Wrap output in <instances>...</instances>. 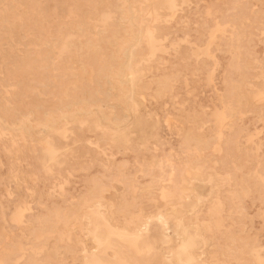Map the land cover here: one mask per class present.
Segmentation results:
<instances>
[{"label": "rangeland", "instance_id": "obj_1", "mask_svg": "<svg viewBox=\"0 0 264 264\" xmlns=\"http://www.w3.org/2000/svg\"><path fill=\"white\" fill-rule=\"evenodd\" d=\"M78 1L0 0V264H264V105L237 113L239 129L216 122L222 81L237 78L219 42L239 34L236 56L260 64L262 89L264 0H179L160 9L153 47L142 33L72 29Z\"/></svg>", "mask_w": 264, "mask_h": 264}, {"label": "bare ground", "instance_id": "obj_2", "mask_svg": "<svg viewBox=\"0 0 264 264\" xmlns=\"http://www.w3.org/2000/svg\"><path fill=\"white\" fill-rule=\"evenodd\" d=\"M80 1V0H79ZM78 1V2H79ZM82 1V0H81ZM77 3V2H76ZM179 4V0H83V3H82V6H83V9L84 10H82V13H81V16H83L82 17V20H83V22L80 24V23H75V17H74V19H73V21H72V23H71V25H70V27L72 28V29H77V30H81V31H86V32H104V33H119V32H124V33H128V34H135V33H142V34H144L146 37H147V39L145 40L146 42H148L149 43V46H152L153 45V43L155 42V40H156V36L157 35H159L161 32H163V29L161 28V26L159 25V24H157L158 23V21H159V19L161 18V16H160V9L162 8V9H166L167 11H169L171 14H174L175 13V10H176V6ZM264 4V3H263ZM77 7H78V9H79V5H77ZM102 7H105V10H101V8ZM264 8V7H263ZM33 9V8H32ZM107 9V10H106ZM35 10V9H34ZM68 11H69V9H68ZM72 11V10H71ZM55 12H56V10H55ZM70 12V11H69ZM262 12H264V9L262 10ZM73 13V12H72ZM75 16V15H74ZM78 16V15H77ZM73 17V16H72ZM27 19V18H26ZM99 21V25H97V24H93V23H91V22H93V21ZM47 22V21H46ZM220 24V23H219ZM229 23H227V25H228ZM216 25V24H215ZM1 27V26H0ZM28 27V26H27ZM234 27V26H233ZM232 27V28H233ZM32 28V27H31ZM212 28V27H211ZM50 30V29H49ZM4 31V30H3ZM24 31V28H23V30H22V32ZM28 31V30H27ZM27 31H25V34H26V32ZM30 32V31H29ZM4 33V32H3ZM28 33V32H27ZM237 33V32H236ZM30 34V33H29ZM68 34V33H67ZM127 34V35H128ZM226 34V33H225ZM70 35H71V33H70ZM92 35V34H91ZM136 35V34H135ZM232 35V34H231ZM23 36H25V35H23ZM72 36V35H71ZM83 36V35H82ZM97 36V35H96ZM75 38H77V36H74ZM123 37V36H122ZM125 37V36H124ZM128 37V36H127ZM132 37V36H131ZM238 37H239V34H237V35H233L232 36V38H230V40L229 41H226L225 43H220L219 42V44H225V45H227L228 46V49H229V51L232 53V58H231V73L230 74H235L236 76H237V78H233L231 75H230V77L229 78H224V80L222 81L223 83H224V91L226 92V97H223V96H220L219 97V100L222 102V105L224 104V101H225V98H226V103L224 104V109L223 110H225L223 113H222V111H221V113L222 114H218L217 116H216V122H217V124H218V127H221L223 124H228L229 126V129H239V127L236 125V123H235V116H236V114L237 113H240L242 110L243 111H246V110H252V109H254V108H256V107H262L264 104V69H262L261 71H260V74L258 75L259 77H261L262 79V89H253L252 88V81H251V79L254 77V76H256L255 74H254V72L252 71L253 69H254V67H256V66H260V64L259 65H253L250 61H245V62H241L240 61V59L238 58V55L236 56V53H237V51H238V49H239V47H238V45H235L236 43H237V40H238ZM8 39V43H9V45H10V50H14V48H16V42H17V38H14L11 34L7 37ZM79 38V37H78ZM84 38H85V36H84ZM83 38V39H84ZM95 38V37H94ZM184 38H185V36H184ZM29 41H27L28 42V44H30V45H32V48H33V50L34 51H37L38 49H37V46H38V36H33V37H29V38H27ZM71 39V38H70ZM73 39V38H72ZM96 40H97V38H95ZM123 39V38H122ZM182 39V38H181ZM22 40V39H21ZM64 40V39H63ZM68 40V39H67ZM66 40V41H67ZM80 40H82V39H80ZM65 41V40H64ZM65 41V42H66ZM95 41V40H94ZM123 41V40H122ZM185 41V40H184ZM207 41H208V39H207ZM182 42V41H181ZM210 42V41H209ZM43 43H44V41H43ZM122 43H124V42H122ZM206 43V42H205ZM19 44V46L21 45V43H18ZM42 44V43H41ZM49 44V43H48ZM68 44V43H67ZM176 44V43H175ZM215 44V43H214ZM62 45V44H61ZM104 45V44H103ZM123 45V44H122ZM125 45V44H124ZM173 45V44H172ZM209 45V44H208ZM212 45V44H211ZM42 46V45H41ZM155 46V45H154ZM162 46V45H161ZM171 46V45H170ZM196 46V45H195ZM39 47V46H38ZM74 47V46H73ZM119 47V46H118ZM153 47V46H152ZM158 47V46H157ZM159 47H160V45H159ZM173 47V46H172ZM174 47H175V45H174ZM198 47V46H197ZM62 48V47H61ZM60 48V49H61ZM69 48V47H68ZM83 48V47H82ZM86 48V47H85ZM85 48H83V49H85ZM91 48H94V47H91ZM90 48V49H91ZM127 48V47H126ZM125 48V49H126ZM162 48V47H161ZM170 48V47H169ZM199 48V47H198ZM75 49V48H74ZM89 49V48H88ZM159 49V48H158ZM200 49V48H199ZM40 50V49H39ZM71 50V49H70ZM69 50V51H70ZM76 50V49H75ZM75 50H74V52H75ZM95 50V49H94ZM93 50V51H94ZM101 50V49H100ZM128 50H129V46H128ZM135 50V49H134ZM157 50V49H156ZM210 50V49H209ZM58 51H59V49H58ZM77 51V50H76ZM85 51H86V49H85ZM103 51V50H102ZM126 51V50H125ZM19 52H21L20 50L18 51V53ZM63 52V51H62ZM66 52V51H65ZM73 52V53H74ZM86 52H88V51H86ZM164 52H166V50H164ZM167 52H168V50H167ZM174 52V51H173ZM200 52V51H199ZM38 53V52H37ZM59 53V52H58ZM19 54H21V53H19ZM18 54V55H19ZM38 54H41V53H38ZM43 54V53H42ZM71 54V53H70ZM124 54V53H123ZM201 54V53H200ZM208 54V53H207ZM35 55V54H34ZM37 55V54H36ZM45 55V54H44ZM58 55V54H57ZM76 55V54H75ZM74 55V56H75ZM98 55V54H97ZM96 55V56H97ZM217 55V54H216ZM39 56V55H38ZM56 56V55H55ZM60 56H62V55H60ZM77 56V55H76ZM99 56V55H98ZM127 56V55H126ZM200 57L202 56V54L201 55H199ZM132 57V55L129 57V58H131ZM31 58V57H30ZM77 58V57H76ZM82 58V57H81ZM80 58V59H81ZM101 58V57H100ZM128 58V59H129ZM217 58V57H216ZM19 59V58H18ZM102 59V58H101ZM133 59H134V57H133ZM256 59V58H255ZM25 60H27V58L25 59ZM163 60H165V59H163ZM258 60V59H257ZM18 61V60H17ZM32 61V60H31ZM36 61V60H35ZM37 61H38V57H37ZM135 62H137V60H134ZM26 62V61H25ZM135 62H132V63H135ZM141 62V61H140ZM256 62V61H255ZM14 63V62H13ZM18 62H16L15 64H17ZM31 63V62H30ZM29 63V64H30ZM47 63V62H46ZM138 63V62H137ZM142 63V62H141ZM12 64V63H11ZM26 64V63H25ZM39 64H40V62H39ZM136 64V63H135ZM43 65H44V63H43ZM122 65V64H121ZM12 66V65H11ZM30 66H31V64H30ZM209 66V65H208ZM216 66V65H215ZM214 66V67H215ZM21 68H22V66H20ZM37 67V66H36ZM88 67V66H87ZM86 67V68H87ZM127 67H131L130 66V64H128L127 65ZM138 67V66H137ZM14 68V67H13ZM85 68V67H84ZM88 68H90V67H88ZM87 68V69H88ZM100 68H104V66L103 65H101L100 66ZM140 68V67H139ZM138 68V69H139ZM213 68V67H212ZM74 69V68H73ZM92 69V68H91ZM143 69V68H142ZM11 70V69H10ZM34 70V69H33ZM123 70V69H122ZM213 70V69H212ZM75 71H77L78 72V70H75ZM90 71V70H89ZM92 71V70H91ZM130 71H132L131 69H130ZM141 71V70H140ZM36 72H37V70H36ZM54 72V71H53ZM82 72V71H81ZM87 72V71H86ZM142 72V71H141ZM215 72V71H214ZM224 71H222V74H224L223 73ZM7 73H9V72H7ZM7 73H6V75H7ZM26 74H27V72H25ZM91 73V72H90ZM100 73V72H99ZM130 73V72H129ZM139 73V72H138ZM14 74V73H13ZM16 74V73H15ZM14 74V75H15ZM19 74H20V72H19ZM25 74V75H26ZM84 74V73H83ZM9 75H10V73H9ZM8 75V76H9ZM17 75V74H16ZM31 75V74H30ZM66 75V74H65ZM91 75H92V73H91ZM117 76L118 75H120V73H117L116 74ZM115 75V76H116ZM33 76V75H32ZM81 76V75H80ZM86 76V75H85ZM84 76V77H85ZM123 76V75H122ZM121 76V77H122ZM207 76V75H206ZM16 77V76H15ZM133 77V76H132ZM6 78V77H5ZM20 78V77H19ZM19 78H17V80H19ZM53 78V77H52ZM72 78V77H71ZM75 78V77H74ZM92 78V77H91ZM126 78V77H125ZM29 79V78H28ZM70 79V78H69ZM83 79V78H82ZM27 80V79H26ZM78 80V79H77ZM91 80V79H90ZM106 80V79H105ZM24 81V80H23ZM80 81H82L81 79H80ZM79 81V82H80ZM88 81V80H87ZM45 82V81H44ZM78 82V81H77ZM83 82V81H82ZM74 83V82H73ZM73 83H71V84H73ZM150 83V82H149ZM213 83V82H212ZM92 84V83H91ZM65 85H66V83H65ZM75 85V84H74ZM73 85V86H74ZM120 85V84H119ZM152 85V84H151ZM13 86V85H12ZM26 86V85H25ZM33 86V85H32ZM68 86H70V85H68ZM67 86V87H68ZM106 86V85H105ZM215 86V85H214ZM9 87V86H8ZM13 87H16V86H13ZM13 87H12V89H13ZM30 87V86H29ZM28 87V88H29ZM37 87V86H36ZM75 87V86H74ZM17 88V87H16ZM38 88V87H37ZM7 89H5V91H6ZM16 90V89H15ZM29 90V89H28ZM59 90H62V89H59ZM34 91V90H33ZM35 91H37V89L35 90ZM57 91V90H56ZM64 91V90H63ZM28 92V91H27ZM31 92V91H30ZM38 92V91H37ZM123 92V91H122ZM129 92V91H128ZM221 92V91H220ZM56 93V92H55ZM60 93V92H59ZM63 93H65V92H63ZM25 94H26V92H25ZM129 94V93H128ZM31 95H33V93L31 94ZM44 95V94H43ZM67 96V95H66ZM31 97V96H30ZM46 97V96H45ZM58 97V96H57ZM72 97V96H71ZM140 97H142V95L140 96ZM212 97V96H211ZM56 98V97H55ZM66 98V97H65ZM6 100V99H5ZM34 100V99H33ZM46 100V99H45ZM40 101V100H39ZM212 102V101H211ZM6 104H7V102H5ZM17 103V102H16ZM20 103V102H19ZM259 103V104H258ZM21 104V103H20ZM24 104V103H23ZM213 104V103H212ZM110 106V105H109ZM183 106V105H182ZM216 106V105H215ZM25 107H27V106H25ZM133 107V106H132ZM137 107V106H136ZM138 108V107H137ZM208 108V107H207ZM221 108H223V107H221ZM25 109V108H24ZM209 109V108H208ZM217 109H218V107H217ZM219 110V109H218ZM220 111V110H219ZM88 112V111H87ZM99 112H100V109H99ZM193 112V111H192ZM250 112V111H249ZM135 113V112H134ZM211 113H213V112H211ZM243 114V113H242ZM248 114V113H247ZM199 115V114H198ZM239 115V114H238ZM245 114H243V116H244ZM211 116V115H210ZM62 117V116H61ZM92 117H93V115H92ZM148 117V116H147ZM170 117V116H169ZM215 118V117H214ZM168 119V118H167ZM165 120V119H164ZM175 120V119H174ZM165 121H167V120H165ZM164 121V122H165ZM167 122H169V121H167ZM166 122V123H167ZM193 122V121H192ZM52 120H49V121H47V125H49V127L51 126V128L50 129H54V127L52 126ZM75 123V122H74ZM127 122H125V124H126ZM208 123V122H207ZM68 125H69V123H67ZM84 124V123H83ZM18 125V124H17ZM80 126H81V124H80ZM117 126V125H116ZM205 126V125H204ZM120 127V126H119ZM121 127H122V125H121ZM216 127H217V125H216ZM261 127V126H260ZM31 127L30 126H25L24 128L22 127V129H25V131L28 133L29 132V130L28 129H30ZM65 128H66V126H65ZM96 128V127H95ZM162 128V127H161ZM63 129H64V127H63ZM220 129V128H219ZM225 129H226V125H225ZM59 131H61L60 129H58ZM58 130H57V132H58ZM66 130V129H65ZM64 130V131H65ZM257 130V129H256ZM262 130V129H261ZM217 131V130H216ZM230 131V130H229ZM157 132H159V131H157ZM222 134H223V132L222 131H220ZM62 133V132H61ZM65 133H66V131H65ZM90 133V132H89ZM256 133V132H255ZM259 133V132H258ZM261 133V132H260ZM72 133H70V135H71ZM91 134V133H90ZM160 134V133H159ZM158 134V135H159ZM65 134H63V139H64V136ZM155 135V134H154ZM215 135H217V134H215ZM220 135V134H219ZM230 135V134H229ZM156 136H157V134H156ZM224 136H225V134H224ZM253 136V135H252ZM53 137V136H52ZM68 137H70V136H68ZM219 137V136H218ZM222 137V136H221ZM226 137V136H225ZM224 137V138H225ZM54 138V137H53ZM66 138V137H65ZM92 139H93V137H91ZM204 138V137H203ZM237 138H238V136H237ZM248 138V137H247ZM251 138V137H250ZM69 139V138H68ZM67 139V140H68ZM74 139V138H73ZM126 139V138H125ZM239 139V138H238ZM90 140V139H89ZM249 140V139H248ZM76 141V140H75ZM128 142V141H127ZM66 143V142H65ZM95 143V142H94ZM126 143V142H125ZM201 143V142H200ZM219 143V142H218ZM241 143V142H240ZM247 143V142H246ZM54 144V143H53ZM91 144V143H90ZM89 144V145H90ZM96 144V143H95ZM130 144H131V142H130ZM215 144V143H214ZM220 144V143H219ZM237 144H239V143H237ZM66 145V144H65ZM132 145V144H131ZM154 145V144H153ZM156 145V144H155ZM218 145V144H217ZM222 145V144H221ZM54 146H56L55 144H54ZM92 146V145H91ZM126 146V145H125ZM125 146H124V149H125ZM219 146V145H218ZM239 146V145H238ZM109 147V146H108ZM216 147V146H215ZM191 148V147H190ZM193 148H195V146L193 147ZM214 148V147H213ZM222 148H223V146H222ZM72 149V148H71ZM99 150H100V148H98ZM188 149V148H187ZM224 149V148H223ZM186 150V149H185ZM214 150V149H213ZM222 150V149H221ZM226 150H227V148H226ZM60 151V150H59ZM125 151V150H124ZM157 151V150H156ZM191 151V150H190ZM203 151V150H202ZM254 151V150H253ZM74 152V151H73ZM188 152H189V150H188ZM187 152V153H188ZM195 152V151H194ZM196 152H197V150H196ZM99 153V152H98ZM100 153H101V151H100ZM104 153V152H103ZM171 153V152H170ZM247 153V152H246ZM183 154V153H182ZM190 154V153H189ZM201 154V153H200ZM200 154H199V156H200ZM111 155H112V153H111ZM71 156V155H70ZM114 156V155H113ZM173 156V155H172ZM76 158V157H75ZM112 158V157H111ZM161 158V157H160ZM164 158V157H163ZM167 158V157H166ZM174 158V157H173ZM177 158H178V156H177ZM192 158V157H191ZM208 158V157H207ZM73 159V158H72ZM168 159V158H167ZM190 159V158H189ZM143 160V159H142ZM166 161V160H165ZM168 161V160H167ZM173 161V160H172ZM172 161H170V162H172ZM246 161V160H245ZM256 161V160H255ZM66 162V161H65ZM84 162V161H83ZM160 162H162V160H160ZM159 162V163H160ZM181 162V161H180ZM254 162V161H253ZM46 163V162H45ZM53 163V162H52ZM102 163V162H101ZM136 163V162H135ZM165 163V162H164ZM167 163V162H166ZM62 164V163H61ZM105 164V163H104ZM103 164V165H104ZM163 164V163H162ZM170 164V163H169ZM228 164V163H227ZM236 164V163H235ZM35 165V164H34ZM54 165V164H53ZM120 165V164H119ZM141 165H142V163H141ZM161 165V164H160ZM176 165V164H175ZM257 165H259V163L257 164ZM60 166V165H59ZM110 166V165H109ZM151 167H152V165H150ZM157 166V165H156ZM179 166V165H178ZM111 167V166H110ZM49 168H51V167H49ZM53 168V167H52ZM112 168V167H111ZM120 168V167H119ZM121 168H123L122 166H121ZM166 168V167H165ZM255 168V167H254ZM58 169V168H57ZM57 169H54V170H57ZM108 169V168H107ZM126 169V168H125ZM125 169H123V171H125ZM161 169V168H160ZM236 169V168H235ZM256 169V168H255ZM254 169V170H255ZM12 170V169H11ZM49 170V169H48ZM52 170V169H51ZM80 170V169H79ZM88 170H89V168H88ZM114 170H118V169H114ZM140 170H141V168H140ZM162 170V169H161ZM167 170V169H166ZM175 170V169H174ZM174 170H173V172H174ZM50 171V170H49ZM53 171V170H52ZM58 171H59V169H58ZM119 171V170H118ZM163 171V170H162ZM252 171V170H251ZM256 171H257V169H256ZM57 172V171H56ZM87 172V171H86ZM111 172H112V170H111ZM122 172V171H121ZM172 172V171H171ZM115 173V172H114ZM126 173V172H125ZM164 173V172H163ZM168 173V172H167ZM185 173H188L189 174V170H188V172H185ZM251 173V172H250ZM258 173V172H257ZM35 174V173H34ZM33 174V175H34ZM146 174V173H145ZM169 174V173H168ZM171 174V173H170ZM177 174V173H176ZM187 174V175H188ZM136 175V174H135ZM134 175V176H135ZM162 175V174H161ZM173 176H174V174H172ZM122 176V175H121ZM149 176V175H148ZM52 177V176H51ZM74 177V176H73ZM119 177V176H118ZM153 177V176H152ZM210 177V176H209ZM263 177V175L261 176V178ZM256 178H258V177H256ZM94 179V178H93ZM170 179V178H169ZM180 179V178H179ZM193 180V179H192ZM201 180V179H200ZM96 181V180H95ZM99 181V180H98ZM105 181V180H104ZM172 181V180H171ZM264 181V180H263ZM131 182V181H130ZM133 182V181H132ZM150 182V181H149ZM165 182H168V181H165ZM242 182H244V181H242ZM60 183H62L61 181H60ZM69 183V182H68ZM97 183V182H96ZM99 183V182H98ZM158 183H159V181H158ZM174 183V182H173ZM179 183V182H178ZM246 183V182H245ZM48 184V183H47ZM64 184H65V182H64ZM106 185H108L109 184V182L107 183H105ZM133 185V184H132ZM61 186V185H60ZM98 186V185H97ZM104 186V185H103ZM171 186V185H170ZM247 187H248V185H247ZM62 188V187H61ZM64 188V187H63ZM89 188V187H88ZM249 188V187H248ZM30 189V188H29ZM147 189V188H146ZM88 190V189H87ZM102 190V189H101ZM100 190V191H101ZM104 190V189H103ZM141 190V189H140ZM161 190V189H160ZM159 190V191H160ZM165 190H167V188L165 189ZM7 191H9V190H7ZM21 191V190H20ZM29 191V190H28ZM63 191V190H62ZM97 191V190H96ZM99 191V192H100ZM134 191V190H133ZM162 191H163V187H162ZM250 191V190H249ZM94 192H95V190H94ZM244 192V191H243ZM48 193H50L49 191H48ZM83 193V192H82ZM163 193V192H162ZM164 194V193H163ZM212 194V193H211ZM238 194V193H237ZM53 195V194H52ZM161 195V194H160ZM159 195V196H160ZM263 195V194H262ZM29 196V195H28ZM49 196H51V195H49ZM162 196V195H161ZM164 196V195H163ZM211 196V195H210ZM264 196V195H263ZM33 198V197H32ZM212 198H214V197H212ZM35 199H37V198H35ZM34 199V200H35ZM72 199V198H71ZM74 199H75V197H74ZM83 200H84V198H83ZM171 200V199H170ZM76 201V200H75ZM79 201V200H78ZM208 201H210V200H208ZM220 201V200H219ZM167 202H168V200H167ZM188 202V201H187ZM194 202V201H193ZM19 203V202H18ZM74 203V202H73ZM85 203V202H84ZM170 204V203H169ZM172 204V203H171ZM75 205V204H74ZM82 206V205H81ZM19 207V206H18ZM56 207V206H55ZM62 207V206H61ZM77 207V206H76ZM157 207V206H156ZM155 207V208H156ZM168 207V206H167ZM14 208V207H13ZM15 208H17V207H15ZM14 208V209H15ZM26 208V207H25ZM24 209V208H23ZM257 209H258V207H257ZM263 209V208H262ZM212 210H214V208L212 209ZM242 210V209H241ZM17 211V210H16ZM25 211V210H24ZM84 211V210H83ZM141 211V210H140ZM237 211V210H236ZM261 211V210H260ZM263 211H264V209H263ZM41 212V211H40ZM72 212V211H71ZM161 212V211H160ZM159 212V213H160ZM168 212V211H167ZM12 213V212H11ZM17 213V212H16ZM20 213V212H19ZM169 213V212H168ZM263 213V212H262ZM21 214H23V213H21ZM151 214V213H150ZM155 214V213H154ZM167 214V213H166ZM208 214V213H207ZM218 214V213H217ZM3 215V214H2ZM17 215V214H16ZM214 215V214H213ZM248 215H251V214H248ZM260 215H262V214H260ZM40 216V215H39ZM148 216V215H147ZM146 216V217H147ZM150 216V215H149ZM148 216V217H149ZM151 216L153 217V215L151 214ZM155 216V215H154ZM157 216H158V213H157ZM211 216V215H210ZM263 216V215H262ZM18 217V216H17ZM22 217V216H21ZM102 217V216H101ZM101 217L99 218V219H101ZM160 217V216H159ZM164 217V216H163ZM245 217V216H244ZM3 219H5V218H3ZM10 219H11V217H10ZM19 219V218H18ZM124 219V218H123ZM173 219V218H172ZM171 219V220H172ZM217 219V218H216ZM263 219V218H262ZM261 219V220H262ZM14 220V219H13ZM21 219H19V221H20ZM150 220V219H149ZM162 220H164L163 218H162ZM166 220V219H165ZM18 221V222H19ZM21 221H23V220H21ZM41 221V220H40ZM99 221V220H98ZM101 221V220H100ZM160 221V220H159ZM170 221V220H169ZM214 221H215V218H214ZM252 221H253V219H252ZM263 221V220H262ZM47 223H50L51 224V221H46ZM45 222V223H46ZM102 222V221H101ZM105 222V221H104ZM107 222V221H106ZM161 222V221H160ZM164 222V221H163ZM166 222H168V221H166ZM172 222V221H171ZM217 222V221H216ZM23 223V222H22ZM38 223H40V222H38ZM202 223V222H201ZM19 224V223H18ZM36 224V223H35ZM165 224V223H164ZM173 224H174V222H173ZM177 224V223H176ZM175 224V225H176ZM191 224V223H190ZM3 225V224H2ZM38 225V224H37ZM106 226H107V224H105ZM108 225H110L109 223H108ZM144 225V224H143ZM161 225V224H160ZM170 225H171V223H170ZM170 225H169V227H170ZM43 226V225H42ZM97 226V225H96ZM163 226V225H162ZM174 226V225H173ZM175 227H177V225L176 226H174L173 228H175ZM4 228H5V226H4ZM9 228V227H8ZM17 228V227H16ZM25 228V227H24ZM110 228H111V226H110ZM110 228H109V230H110ZM171 228V227H170ZM178 228V227H177ZM2 229V228H1ZM47 229V228H46ZM114 229V228H113ZM112 229V230H113ZM176 229V228H175ZM14 230V229H13ZM108 230V231H109ZM117 230V229H116ZM172 230H174V229H172ZM195 230H197V229H195ZM118 231V230H117ZM120 231V230H119ZM165 231H167V230H165ZM176 231V230H175ZM201 231V230H200ZM203 231V230H202ZM7 232V231H6ZM95 232L96 231H94V234H95ZM110 232V235H111V230L109 231ZM140 232V231H139ZM179 231H177V233H178ZM215 232V231H214ZM239 232V231H238ZM56 233V232H55ZM147 233V232H146ZM145 233V234H146ZM203 233V232H202ZM16 234V233H15ZM26 234V233H25ZM43 232H40V233H38V235L39 236H43ZM116 234V233H115ZM174 233H172V235H173ZM7 234H5V236H6ZM23 235V234H22ZM32 235V234H31ZM57 235V234H56ZM109 235V234H108ZM119 235H121V233L119 232ZM124 235H126V234H124ZM123 235V236H124ZM133 235V234H132ZM136 235V234H135ZM142 235V234H141ZM201 235V234H200ZM216 235V234H215ZM77 236V235H76ZM84 236H86V235H84ZM96 236V235H95ZM112 236H114V235H112ZM128 236H130V234H128ZM139 236V235H138ZM202 236V235H201ZM253 236V235H252ZM18 237V236H17ZM24 237V236H23ZM61 237V236H60ZM118 237H120V236H118ZM124 237H126V236H124ZM131 237V236H130ZM133 237V236H132ZM137 237V236H136ZM141 237V236H140ZM147 237H149V238H157V239H161V240H165V239H167V235H166V233H164L163 232V230L161 229L160 231L158 230V229H154L150 234H148L147 235ZM205 237V236H204ZM9 238V237H8ZM74 238V237H73ZM97 238V237H96ZM98 238H99V236H98ZM120 238H122V237H120ZM206 238V237H205ZM4 239V238H3ZM3 239H1V240H3ZM7 238H5V240H6ZM20 239V238H19ZM50 239V238H49ZM68 239H69V237H68ZM105 239H106V237H105ZM104 239V240H105ZM138 239V238H137ZM179 239H180V237H179ZM90 240V239H89ZM108 240V239H107ZM178 240V239H177ZM50 241V240H49ZM54 241H55V239H54ZM57 241V240H56ZM102 241V240H101ZM100 241V242H101ZM256 241H257V239H256ZM4 242V241H3ZM3 242H2V244H3ZM17 242V241H16ZM108 242V241H107ZM181 242V241H180ZM252 242H254V240L252 241ZM10 243V242H9ZM22 243V242H21ZM47 243H49V242H47ZM47 243H45V244H47ZM102 243V242H101ZM110 243V242H109ZM108 243V244H109ZM178 243V242H177ZM177 243H175V244H177ZM251 243V242H250ZM97 244V243H96ZM111 244V243H110ZM173 244V243H172ZM255 244V243H254ZM19 245H20V243H19ZM56 245V244H55ZM73 244H71V246H72ZM99 245H100V243H99ZM102 245V244H101ZM100 245V246H101ZM105 245V244H104ZM129 245H130V243H129ZM137 245V244H136ZM188 245H189V242H187L186 244H185V246H184V248H183V250L184 251H187V249H188ZM3 246H6L5 245V243H4V245ZM15 246V245H14ZM22 246V245H21ZM42 246H43V244H42ZM46 246V245H45ZM71 246H70V248H71ZM106 246V245H105ZM172 246V245H171ZM180 246V245H179ZM179 246H178V248H179ZM73 247H74V245H73ZM104 247V246H103ZM109 247V246H108ZM252 247V246H251ZM3 248V247H2ZM5 248V247H4ZM12 248V247H11ZM33 248V247H32ZM35 248V247H34ZM51 248V247H50ZM101 248V247H100ZM107 248V247H106ZM171 248V247H170ZM261 248V247H260ZM20 249V248H19ZM74 248H72V250H73ZM102 249V248H101ZM108 249V248H107ZM112 249V248H111ZM134 249V248H133ZM168 249V248H167ZM251 249H253V248H251ZM76 250V249H75ZM141 250V249H140ZM143 250V249H142ZM66 251V250H65ZM92 251V250H91ZM101 251V250H100ZM138 254H139V252L137 251V250H135ZM151 251V250H150ZM163 251V250H162ZM239 251H241V250H239ZM252 251V250H251ZM250 251V252H251ZM259 252H260V250H258ZM262 251H263V248H262ZM73 252V251H72ZM103 252V251H102ZM115 252V251H114ZM167 252V251H166ZM242 252V251H241ZM253 253H254V251H252ZM251 252V253H252ZM257 252V251H256ZM250 253V254H251ZM25 254V253H24ZM74 254V253H73ZM72 254V255H73ZM162 254H163V252H162ZM216 254V253H215ZM26 255V254H25ZM38 255V254H37ZM40 255V254H39ZM94 255V254H93ZM118 255V254H117ZM68 256H69V254H68ZM67 256V257H68ZM71 256V255H70ZM119 256V255H118ZM170 256V255H169ZM196 256V255H195ZM255 256V255H254ZM30 257V256H29ZM72 257V256H71ZM171 257V256H170ZM177 257V256H176ZM23 258V257H22ZM93 258V257H92ZM116 258V260H117V257H115ZM172 258V257H171ZM261 258H264V257H261ZM17 259V258H16ZM100 259V258H99ZM99 259H97V258H94L93 259V263L92 264H99V262H98V260ZM254 259H256L255 257H254ZM18 260V259H17ZM69 260V259H68ZM101 260V259H100ZM120 260V259H119ZM121 260H125V259H121ZM177 260H178V258H177ZM180 260V259H179ZM241 260V259H240ZM16 261V260H15ZM126 261V260H125ZM165 261V260H164ZM182 261V260H181ZM45 262V261H44ZM66 262V261H65ZM74 262V261H73ZM105 262L106 261H104V264H105ZM119 262V261H118ZM117 262V263H118ZM70 263V262H69ZM108 263V262H107ZM127 263V262H126ZM202 263H203V261H202ZM257 263H259V261L257 262ZM6 264V263H5ZM91 264V263H90ZM102 264V263H101ZM111 264V263H110ZM120 264H122V263H120Z\"/></svg>", "mask_w": 264, "mask_h": 264}]
</instances>
